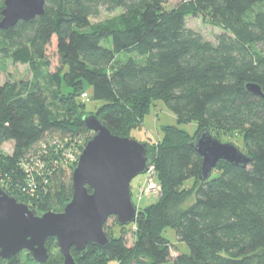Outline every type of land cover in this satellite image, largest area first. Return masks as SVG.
I'll list each match as a JSON object with an SVG mask.
<instances>
[{
	"label": "trees",
	"instance_id": "16d2710c",
	"mask_svg": "<svg viewBox=\"0 0 264 264\" xmlns=\"http://www.w3.org/2000/svg\"><path fill=\"white\" fill-rule=\"evenodd\" d=\"M5 1L0 0V22ZM168 3L47 0L43 16L0 29L3 58L30 66L41 62L48 70L42 80L0 84V146L16 145L15 157L0 161V187L40 213L53 211H43L46 197L24 192V158L35 153L42 161L57 135L93 133L82 111L89 88L103 102L95 115L113 134L128 138L143 124L154 92L180 122L196 121L198 130L191 137L168 126L162 142L148 144L161 196L138 212L134 245L107 235L105 249L90 245L81 256L72 248L77 264L94 258L96 249L107 264H264V99L247 88L255 84L264 93V0H190L171 12L164 9ZM102 9L123 13L117 23L92 27L91 18ZM199 13L222 28L216 44L187 27V17ZM107 40L111 46L103 45ZM202 131L219 141L217 132L243 138L252 161L242 168L221 160L201 181L203 158L192 142ZM189 180L194 184L186 188ZM72 195L73 182L60 193L63 207ZM167 228L190 254L172 260L163 236ZM55 243L46 242L47 264L63 263L51 253ZM1 264L22 262L14 256Z\"/></svg>",
	"mask_w": 264,
	"mask_h": 264
},
{
	"label": "water",
	"instance_id": "95a60500",
	"mask_svg": "<svg viewBox=\"0 0 264 264\" xmlns=\"http://www.w3.org/2000/svg\"><path fill=\"white\" fill-rule=\"evenodd\" d=\"M46 3L47 0H6L0 29L43 16ZM247 88L264 99L258 85ZM83 120L94 135L73 170V195L62 212L40 213L0 187V261L26 250L34 262L46 264V242L55 238L62 264H77L72 248L83 256L90 245L101 249L109 246L105 225L110 217H116L121 226L136 223L139 213L133 203L131 183L154 166V157L148 155L150 146L113 134L95 114H86ZM192 146L203 158L201 181L208 179L221 160L242 168L252 161L237 146L219 141L208 131L199 133Z\"/></svg>",
	"mask_w": 264,
	"mask_h": 264
},
{
	"label": "rangeland",
	"instance_id": "374dc122",
	"mask_svg": "<svg viewBox=\"0 0 264 264\" xmlns=\"http://www.w3.org/2000/svg\"><path fill=\"white\" fill-rule=\"evenodd\" d=\"M184 1L190 0H169V3L164 9L167 12H171ZM122 13L123 10L121 9L114 12H108L102 9L98 16L91 18L92 27L117 23ZM186 23L189 29L200 33L206 40L215 44L217 43L218 36L223 33L222 28L216 24L207 13L189 16L186 19ZM111 43V40H107L103 42V45L111 46ZM47 74L48 70L41 62H36L34 66L15 64L11 60L5 59L0 55V84H5L10 80L26 84L33 82L36 78L42 80ZM88 93L89 99L85 100L86 107L82 108V111L88 114H95V112L103 106V102L96 101L92 98V91L90 88L88 89ZM149 96L154 98L153 104L145 115L143 124L139 128L130 131V138L139 143L156 145V143L163 141L164 128L168 126L177 127L187 132L191 137L196 134L198 130V123L196 121L190 123L180 122L166 102L162 100V96L156 95L154 92H151ZM133 103H135V101H132L130 105ZM92 134L85 132L79 135L62 138L57 135L55 138H51V140H54L48 148L49 151L43 152L44 159L42 161H47L46 163H42L41 159H39L40 157L38 158L35 153H32L24 158V163L19 164V167L26 172L24 177V184L26 185L23 186V188H28L30 190L32 187L38 185L37 188L31 189V192H29L28 189L24 190L22 188L24 192L36 199H39L41 196L42 198L46 197L42 203V207L45 209L43 211H46V209H53L54 212H62L64 210L60 193L63 188L72 183V173L74 168H76L74 165L78 163L82 147L84 148L86 146L87 138H90ZM216 135L221 142L233 144L243 153L248 154L247 149L243 146L245 142L243 138H235L232 135H221L218 132ZM15 155L16 145L14 142H8L0 146V161L2 163L12 159ZM2 174L3 172L0 171V176ZM215 176H218L217 171L213 172V177ZM193 184L194 180H189L185 183V187L191 188ZM131 194L133 203L138 212L145 211L148 207L158 203L161 196V187L158 183L155 168L151 173H145L133 179L131 183ZM63 197L65 198V196H62V198ZM106 232L113 241H123L128 248L134 245L137 235L135 223L128 226H121L116 217H110L108 219L106 223ZM163 236L170 241L172 247V260L178 254H190L189 246L178 239L176 231L173 228L165 229ZM97 251L96 249L95 257L90 260L88 259L85 264H107L108 261ZM51 253L54 258L60 259L58 255L61 256V253L57 242L54 244ZM16 256L20 257L22 264H40L32 262L29 258L30 254L26 250L20 252ZM111 264L118 263L113 262Z\"/></svg>",
	"mask_w": 264,
	"mask_h": 264
},
{
	"label": "built area",
	"instance_id": "2783aa9c",
	"mask_svg": "<svg viewBox=\"0 0 264 264\" xmlns=\"http://www.w3.org/2000/svg\"><path fill=\"white\" fill-rule=\"evenodd\" d=\"M82 99H83V100H88V99H89V96H88L87 94H83V95H82ZM154 168H155V167L152 166V167L150 168L148 174L151 173V172L154 170Z\"/></svg>",
	"mask_w": 264,
	"mask_h": 264
}]
</instances>
